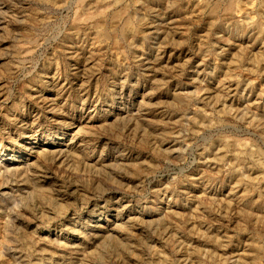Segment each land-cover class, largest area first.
<instances>
[{
  "label": "rangeland",
  "instance_id": "obj_1",
  "mask_svg": "<svg viewBox=\"0 0 264 264\" xmlns=\"http://www.w3.org/2000/svg\"><path fill=\"white\" fill-rule=\"evenodd\" d=\"M67 1L68 0H61V1L57 0V1H55L57 3H53V2H51V0H0V166L4 165L7 168L17 170L18 172H23V170H25V169H29L32 172L35 171L39 181L44 182L47 180V183H51L54 185V190L59 192L58 194H59V197L61 198L60 199L61 201H59L60 202L59 204H61V208H62V210L59 209V211H57L58 210L57 205H54V203L52 202L51 199L50 200L48 199L46 202H44L43 201L44 199H42L36 193L33 195V197L31 199H29V198L27 199L26 197L19 199L17 197H18L19 193H22V191H21L22 188H24L23 191L28 190V192L29 191L32 192V189H31L32 187L30 185L31 182H27L29 187L24 186L21 178H19V176H16L17 173H16V175L13 174V176L6 175V177H0V184L2 186L4 185V187H2L0 185V246H1L0 247V264H20V263L21 264H59L63 261V259H64L63 263L69 261V262H75L74 264H81L82 262L78 261L75 258H76V256L81 257L80 255H82V254L84 255L83 258H85V260L86 259L89 260L90 257L91 258L95 257L94 259H96V260L105 261L108 258H114V256L116 257V255L120 254L123 256L126 255V259L124 258L125 263H123V264H162V263L163 264H166V263L167 264H177L176 262H174V257L172 256L175 253L173 252L172 247L169 243L170 241H168V243H167V241H165L166 238L162 239L161 236H159L160 232H162L161 228L164 224L163 222L165 221V218H162L165 216L163 214L164 208H162V206L164 204V198L160 197L157 199L152 195L153 193H156V192H158V194H161V192L167 188L171 189L173 192L175 191L176 194L178 195L177 197H173L174 200L171 199V201H169V203L176 201V204L178 206L177 212H178L179 216L177 218H172V219H175V224H176L177 228L179 229L178 230L179 233H183L185 235L187 234L186 236H188L189 238L191 237L192 239L195 237V240L197 237L198 238L200 237L199 239L197 238L199 243L200 242L208 243L209 248L211 246L215 245L214 242H217L218 238L223 237V240L226 239L227 245L229 244L230 246L236 247V248H240L242 246L241 250H245V252L247 251V253H246L247 256L242 257L243 260H246V258H248V259L252 258L253 260L250 259V261L248 260L247 262H249V263L251 262V264H255V263L264 264V243H263L264 242V236H263L264 235V232H263L264 231V227H263L264 226V216H263L264 215V208H263L264 207V205H263L264 204V190H263V188H264V184H263L264 183V177H263L264 176L263 175L264 174V163H262V166H261V164L257 165L256 158L253 156V154H251L253 151H260L259 149H261V152L264 151V131H260L258 129H255L256 128V125H255L256 121L255 120H253V123H252L255 125V126L253 125L254 127H252V124L249 126H248V123L245 124V122H248L250 120L248 115H246V117H245L248 120L242 119L241 124H240V121L236 122V120L224 121L222 119V118H224V115H221L220 112H216L219 109V107L217 105H216L217 109L214 108L215 112L211 113L212 111L208 107L211 105L208 103V100L203 101L202 103L199 102L200 104L199 103L195 104V103L191 102V100H193L194 97L196 98V96L200 92V90L202 91L205 89L206 85L212 86L214 84L213 83L214 79L212 78V73H210L211 70L214 68V66L217 68L221 67L222 70L227 68L224 65L221 66L222 60L220 58H217V53L219 52V49H217L218 45L215 43V41L217 39L219 40L221 37L224 36L225 38L228 37V42L230 41L229 43H231V44H236V43L240 44L241 43L240 44L242 46L241 50L243 49L242 51L245 53L247 50V52H248L247 54H249V52L257 53V51H260V49H262L264 47V45L262 46L261 44L256 43V42L253 43V41L251 42V40H249V39H247L246 40L247 42H245V39H241V37L234 35L233 34L234 31H232V32L228 31V29H225L226 27L224 28V26L217 29L216 28V27H218V21L216 20L217 15L216 16L214 15V17H213V19L216 20V22L213 20V23H212V19H211L212 17L209 16L210 14H209L208 8L204 9L203 6L199 7L200 9L203 8L202 9L203 12L197 6L194 8L195 3L198 2L197 0H192V1L188 0L189 1L187 3L188 12L184 11L185 9H184V5L182 2L186 3L185 0H171V1L165 0V3L167 2L166 4L163 3L164 0H143V3L145 2L147 5L145 3L143 4L142 0H135V2H134V0H125L126 5H125V3H123V4H124V6L128 5L127 6V13L128 14L130 13V14L127 15V13H125V15H123L121 17L119 24L124 23L125 18L127 19L128 16L134 18V19H132L129 17L131 22H132L131 24L134 23L133 25L136 26V27L133 26L135 28V30L138 29L136 32H139V33H136V34L139 35L140 33H142V34L144 33L145 35L144 34L143 35L145 37L147 36L146 37L147 39L145 38V40L141 41V43H140V41L133 43V45H131V47H129V45H128L125 49H123V51H124L123 55L121 54V52H123L122 50H121V52H119V55H117V53H116L117 51H115L109 47H107L106 51H105V49H103L102 46H100L97 43L96 38H93L94 35L90 30L86 31L88 37L86 36V38L84 40L82 39V37H79L80 39L76 37L77 36L76 32L74 31V29H71L72 23L69 22L72 20V16H71L72 12H70L71 10H69L66 5H65V9H62L59 6V4L60 5L62 4L61 2H67ZM191 2L192 3L194 2V3L192 4ZM218 2H220V0H215V1L212 0L213 6L215 5V10L217 9L216 13H218V11H220L222 9L221 8L222 5L218 4ZM149 3L151 5V7H150ZM171 3L173 4V6ZM136 4H137V6H136ZM168 4H169V6H168ZM209 4H211V0L209 1ZM69 5H70V3H69ZM165 5H166V7H165ZM192 6H193V8H192ZM138 8H139V11L137 10ZM55 9H56V11H55ZM164 10H166V11H164ZM189 10L192 11L193 15L192 14L190 15ZM199 10H200V13L202 12L201 14L199 13ZM195 11L197 14H195ZM160 12L162 13L161 15H160ZM136 13L138 15H136ZM167 15L171 18V19L169 18L170 21L173 19V17H174V19L172 20V24L163 25V24L167 23V21L163 20V18ZM60 17H61V19H60ZM182 17H184V18L182 19ZM202 18L204 20H202ZM254 18L257 19L258 17H254ZM185 19L188 21H186ZM196 19H198V20H196ZM206 20L207 21L210 20V21H208L209 24L206 22ZM60 23H62L63 26ZM211 23H212V25H211ZM64 24H65V26H64ZM148 24H150V25H148ZM68 25H70V26H68ZM153 25L156 26V28ZM173 25L175 27H173ZM207 25L209 26L208 28H207ZM59 26H60V28H59ZM150 26H153V28ZM137 27H139V28H137ZM199 27L201 29H199ZM173 29L176 31H174ZM206 29L208 31H206ZM223 29L225 31H223ZM159 30H160V32H159ZM70 31H73V32H70ZM118 31H119V28L116 30V32H115L116 34L115 33L113 35H111L112 33L110 34V36H109L110 40L109 41H112L113 39L117 40L118 38L120 40H122L121 37H123L124 41H125V39H127L126 42L130 41V43H131V40H132V39H130V38H132L131 36L124 38V36L121 35L120 32H118ZM154 31H156V32H154ZM205 31H206V34H205ZM164 32H166V34L168 32H170V34L168 33L167 35H165ZM142 34H140V35H142ZM150 34L152 35V37ZM163 34H164V36H163ZM200 34L203 37H205V35L208 34L210 37V41L207 42L202 47V49L203 48L205 50L207 49V52H205V50H202L201 48L198 47L201 45V44H199V45L197 44V42L200 43V41H199V37L201 36ZM210 34H212L211 35L212 38H211ZM213 35L215 37H216V35H218L216 37L217 39ZM56 36H57V38H56ZM116 36H118V37H116ZM89 37L91 39H89ZM29 38H31V39H29ZM150 40H151V42H150ZM154 40H155V42H153ZM232 41H233V43H232ZM58 42H60V43H58ZM248 43L249 44L251 43V44L248 45ZM144 44H146V45L144 46ZM209 44H212L213 47H211L212 45L209 46ZM220 44H221L220 46L223 47L222 48L223 50H225V49H226V51L228 50L229 47L225 43L221 42ZM244 44L248 45V46H245ZM22 45H24V47ZM259 45H260V47H259ZM136 46H139V47L137 48ZM129 48L130 49L132 48V49L130 50ZM244 49H246V50L244 51ZM108 50H110V51L108 52ZM158 50H160V51H158ZM231 50L233 53L232 48L230 49V51L228 50L227 52L230 53ZM93 51L96 53H93ZM193 51H194V53H193ZM101 52H103L104 54ZM188 52H190V53H188ZM197 52H200V53H197ZM22 53H24L25 55H23ZM62 53H63V55H62ZM72 53H74V55ZM114 53H115V55H114ZM208 53H210V54H208ZM121 55H122V57H124L123 59H121L122 58ZM130 55H132V56H130ZM211 56L212 57L214 56L213 60H212ZM46 57H47V59H46ZM100 57H101V59H99ZM162 57H163V59H162ZM200 57H201V59H199ZM55 58H57V59H55ZM132 58L135 60H133ZM157 58L160 59L156 65V67L158 66L157 68L160 71V73H159V76H158V74H157V76H155L156 79L153 78L152 80H150L149 76L144 77L145 74L139 73L138 67H136V66L141 64L140 63L141 61H143L145 59H149L152 61V60L157 59ZM114 59H116V61ZM184 59H186V60H184ZM50 60H51V62H50ZM85 60L87 62L83 64V62ZM126 60H127V62H126ZM199 61H200V63H199ZM213 61H215V62H213ZM69 62L71 63V65ZM184 62L186 64V66H185ZM201 62H203L204 64ZM224 62L228 63L229 60L227 59ZM192 63H193V65H192ZM124 64H125V66H124ZM127 65L131 68V74L127 78V82H126L127 84H125V86L127 88H124L123 90H120V89L110 90V89H108L107 88L109 85L108 83H110L112 81V79H110L111 78L110 72L117 69V68L123 69ZM181 65H182V68H180ZM194 65L198 66L197 70L194 69V68H196V67H194ZM201 65H203V66H201ZM84 66H85V68H84ZM212 66H213V68H212ZM81 69H84L83 74H82V72H78ZM99 70H101V71H99ZM176 70H178V71H176ZM194 70H196V71H194ZM199 70H200V72H199ZM179 72H180V74H177ZM198 72L200 73L199 76H198V74H196ZM94 73L96 75H94ZM173 73H176V74H173ZM243 73L244 72L240 73V75L242 74L241 76L244 77L242 79H244L246 81L248 79L247 83L253 82V83H251V85L253 87L250 86V88H252L251 89L252 94L255 95L257 93H261L260 91H262V89H264V73L260 72L258 74H254V75H250V74L246 75V72L244 74ZM88 75H90V76H88ZM178 75H179V78H178ZM202 78H203V80H202ZM89 79H90V81H89ZM80 80H83V81H80ZM154 80H156L157 82H155ZM189 80L192 82H190ZM195 80L198 82H195ZM152 81H154V82H152ZM64 82H65V84H64ZM80 82H82V83H80ZM162 82L164 85L161 84ZM141 83H142V85H141ZM153 83H155V84H153ZM198 83H199V86H198ZM176 84H177V86H176ZM148 86H150V87H148ZM158 86L160 87V89ZM165 86H166V88H164ZM193 86H195L196 89H195V87L193 88ZM75 87H77V88H75ZM243 88H246V86L242 87V89ZM247 88H246V90H247ZM250 88L247 91H249ZM150 89H151V92H149ZM193 89H195V91L197 89L198 90L200 89V90L199 91L197 90L195 92ZM256 89H257V91H256ZM258 89H260L259 92H258ZM57 90L60 92V97H58V99H57L56 107L54 109H51L52 107L47 108V109H45L43 107V109H42L40 107L41 106L40 100L36 96L40 93H42L44 95V97L45 96H51V92L57 91ZM152 90H154V92ZM189 90H190L191 94H193L192 96H191ZM191 90H193V91H191ZM174 92L175 93L177 92L179 97H178V95H176L177 93L175 94ZM186 93H187V96H186ZM151 94H153V95H151ZM181 94H182V96H180ZM195 94H196V96H195ZM117 95L118 96L122 95V97L119 96V98H118ZM142 96L147 97V99L146 98L143 99ZM257 96L260 97V98H258L259 102H264V100H263L264 99V93H261V95L257 94ZM148 98H150V99H148ZM160 98H162V99H160ZM182 98H185V99H182ZM189 98H190V100H189ZM141 100H142V102H145V104H149L148 105L149 107L146 105L145 107H147V108H145V111L144 112L141 111V113H140V115H144L143 117L145 118V121L135 119L134 117H133L134 119L132 117L131 118L129 117V119H128L129 122L127 121L126 118L124 120L123 117L127 112L130 111V113L132 112L131 114L137 113L136 111L138 109V106L140 105L137 103H141ZM147 100H149V102ZM154 101H155V103H154ZM185 101L187 103L188 102L189 103L187 104V103H185ZM150 103L155 104V106L153 104H150ZM190 103H192L191 106L194 105L192 107L199 108V109L201 108V110H203L204 112H205V110L207 111L209 109L206 113H211V115H213L212 117L209 118L210 121H207V124L205 125V127L208 126L209 128L208 127L204 128V130H202L203 133H199L198 129L194 130V131L192 130V129H196L195 127H193V124H196V125L198 124L197 128H199L198 126H200L199 124H201L200 120L195 119L194 121H196V123H194V121H192L195 118L194 116H192L193 118L191 120L188 119L189 122L186 119V118L191 117L189 115H193L192 110H194V108H192L190 106ZM33 104H36L37 107H33ZM179 104H180V107H177ZM181 105H182V107H181ZM183 105L184 106L188 105L187 110L190 109V111L192 112L191 114H188L187 115L188 117H185L184 119L179 118L182 121V122L180 121V124H181L180 132L183 136L186 135L185 137H186L187 143H189L191 145V147L188 149V151L185 154L186 155V161H185V164L183 165V167L186 169H184V171L182 170L180 173L179 170H177V169L174 171L173 170L172 171H170V170L166 171L162 168V169H160V171L158 170V174L156 175V177L155 176L150 177L151 178V180L149 178L150 182L149 181L143 182V184L141 186H138L139 183L136 182V178L134 176V179L132 181H130V183H129L130 186H125L124 189L121 190L123 194H118L116 196L114 195L111 198L110 204L111 205L114 204L117 207V210L121 214V215H118L116 217H114V212L113 213H104L105 210L107 211L109 209L110 204H104L102 199H98L96 197L93 198V197L89 196V195H91L92 191H95L93 189H95V188L97 190H98V188L101 189L100 186H95V185L92 186L91 183L89 182V180L87 179V177H85L84 175H78V176H80V178L78 177L75 181H72V182H74L75 184H78L82 189H84V191L81 193L78 189L79 192L74 193L75 188L71 185L74 183H71V184L68 183L67 179H66L67 176L61 175V173L59 171L56 172V170H55V168L57 166L61 165V163H60L61 160L59 162H56L55 166L51 167L49 172L44 171V174H43L42 170H45V167H48V163L47 162L43 163V161L41 159H37V158L35 159V150L39 146H48V145L57 146V145H60L61 148H63V150H65L64 147H66V149L68 150L67 147H69V146L70 147H72L74 145L78 146L79 144L76 145L75 142L77 141V139H78V141H80L79 139H82V137H85V139H84L85 141H87V140L96 141V139L98 137L101 138V137H104L106 135L104 138H106V140H107L106 142L108 143L107 148L103 152H100V150H98V149L94 150L92 153L93 157L100 156L101 159H105V158H108L109 154L112 155L114 153L115 155H118L120 152L119 155H124V158H128V155H130V154H133V157H136V156L140 157L144 153H149L150 157L149 158L147 157L148 159L146 157H144V158L141 157L139 159V162L143 158L144 162L147 161V164L149 162H151V164H153V165H155V164L157 166L162 165L163 164L162 160L156 154H154L150 149H148V147L145 144L142 145L143 142H139L138 140H140L141 138H142V140L147 139V137L151 134L150 132H152V130L154 129V126L160 125L161 119L164 120L167 115H169L168 117L176 120L177 117L175 119L174 116H176L178 114L180 116L183 113V112L181 113V110L184 109ZM158 106H159V108H158ZM135 107H136V110H135ZM141 108H143V107H141ZM178 108H180V109H178ZM181 108H183V109H181ZM146 112H148V113H146ZM120 114L123 116H121ZM171 114H173V116ZM158 115H159V117H158ZM112 116H113V118L111 119V121H113L115 119V117L118 118V120L113 121V122L108 120L110 122V125H105L103 119H105V117H107V119H108V117H112ZM134 116L136 117V115H134ZM138 118H140V117H138ZM149 118H151V119H149ZM20 119H24L25 122L19 123ZM179 119H177V120H179ZM77 120L80 121L79 124H78ZM222 120H223V122H222ZM190 121H192V122H190ZM24 123H26V126H24ZM136 123H139V124H136ZM132 124L135 127L132 126ZM185 124H186V126H183L184 127L183 128L182 125H185ZM114 126L115 127L117 126V127L115 128ZM133 127L136 129V131H135V129H132ZM144 127H145V129H144ZM188 127H189V129H188ZM212 127H214V128H212ZM222 127H224V128H222ZM14 128L19 129V130L15 131ZM182 128L184 129V131L185 130L186 131L183 132ZM28 130H29V132H27ZM141 130L143 131V133ZM252 130L254 133L252 132ZM23 131L25 133L24 135L21 134V132H23ZM190 131H193V132H190ZM75 133H78V136ZM231 133L232 134L234 133V134L232 135ZM142 134L144 136H141ZM259 134H261V136ZM127 136H128V138H127ZM195 136H196V138H194ZM72 137H73V139H72ZM138 137H140V138H138ZM225 137H227V138H225ZM136 138H137V140H136ZM218 138H220V139H218ZM223 138H225V139H223ZM233 138H235V139H233ZM130 139L134 140V141H132L133 145H132ZM221 139H223V140L230 139L231 141L237 140V142H238V140H239V142L245 141V143L247 144L246 146L247 147L249 145L250 146L248 148L243 146L244 151L242 154L245 156H239L242 154H238L237 156L232 157V159H231V157H229L225 160H219L221 155H217V154H215V152L218 149L216 146ZM191 140H195V141H191ZM139 143L141 146L139 145ZM252 143H253V145H252ZM135 144H138V145H135ZM193 144L195 146H193ZM202 144L203 145L205 144V145L203 146ZM214 144H215V147H214ZM144 146H146V147H144ZM209 146H210V148L211 147L212 148L208 152L209 155H207V156L209 157L210 161L213 160L212 161L213 165H211L210 168L215 167L217 169V170L214 169L213 171H211L210 174H208V172H205L206 167L204 164L201 163L202 162L201 160L200 161L198 160L196 164L193 163L194 156L196 158H198L197 156H198V154H200V150H201V152H203L202 151L203 148L206 149V148H209ZM254 146H255V148H254ZM200 147H203V148L201 149ZM252 147L254 148V150ZM245 149H246V151H245ZM247 149H248V152H247ZM255 149H257V150H255ZM251 150H253V151L251 152ZM245 152H247V153H245ZM193 153H195V154H193ZM87 154H89V152H87ZM151 154H153V155H151ZM247 154H248V157H250L252 155L250 157L251 159L247 158V156H246ZM152 156H153V158H152ZM233 158L234 159L237 158V159L234 160ZM243 158H245V159L243 160ZM217 159L220 162H218ZM254 159H255V161H254ZM245 160L248 163L244 162ZM223 161H225V162H223ZM123 162H124V164L131 163V162L127 161V159H126V161H123ZM141 162H143V161H141ZM231 162H233L235 165ZM241 162L242 163L244 162V164H242ZM251 162H253V163H251ZM254 162H255V164H254ZM221 163H223V164L221 165ZM246 164H249V165H246ZM43 165H45V166H43ZM220 165H221V167H220ZM250 165L251 166L254 165V166L251 167ZM229 166L233 169H235V168L237 169L238 167L239 168L237 170L235 169V171H234L233 169L231 170L229 168ZM249 166H250V168H249ZM256 166H258V167L256 168ZM195 167H198L197 170L199 173L195 172ZM260 167L263 168L262 171H261ZM172 169H173V167H172ZM257 169L261 172H259ZM116 170H117V172L119 170L118 173H120L121 178H122V176H124L126 174L125 170H122L120 168H118ZM207 170H209V169H207ZM255 170H257V171H255ZM107 171H109V169ZM164 171H166L168 174L165 173ZM230 171H231V173H230ZM237 171H240V172L237 173ZM246 171L247 172L249 171L248 174H246L247 173ZM128 173H129V175H131V173L134 174L135 172L129 171ZM178 173H180V174H178ZM203 173L208 174L207 176H209L211 182H213V183H211V185L207 186V192L209 193V195H206V196H209L210 200L205 199V197H203L201 194H199V193H201V191H199L196 186L194 187V183H193V181H195L194 179L197 180V178L201 177V175H203ZM255 173H257V174H255ZM260 173H262V176ZM220 174H222V175H220ZM242 174H244V175L246 174L245 176H247L249 179L252 176L251 181L255 178L256 181L254 180L251 182L252 186L254 185L255 187H252V186H242L241 187L239 184L234 185V183L236 182L235 180L238 178L237 176L240 177V176H242ZM258 174L260 176H257ZM171 175L172 176L174 175V176L172 177ZM175 175H176V177H175ZM244 175H243L244 179L247 180ZM259 177H261V179ZM170 178L171 179L174 178L173 179L174 183L173 182H171V183L175 184V186H173L172 184H171V186H167V183L170 180ZM234 178H235V180H234ZM257 178H258V180H257ZM153 179H155V181ZM214 179H215V181H214ZM259 179H260V181H259ZM233 180H234V182H233ZM261 180H262L263 186L261 185ZM254 182H255V184H254ZM216 183H218V185H216ZM231 183H233L232 184L233 186L231 185ZM244 183H246V181ZM188 184H192L193 186H188ZM132 185H133V189H131ZM185 186H187L188 188H186ZM138 188H141V189H138ZM231 190L233 192L232 195L235 194L234 197L229 196V194H228ZM225 191H227V192H225ZM238 191H239V193H238ZM190 194L198 196L199 201L202 202L201 207H199V206L197 207L198 210H196L197 208H193L196 205H194L193 203H189V201L186 200L187 196ZM79 195H81V197H79ZM262 195H263V198H262ZM200 196L204 200H202V198ZM220 196H221V198H219ZM257 196L259 197V199ZM119 197H120V199H119ZM239 197H240V199H239ZM260 197L262 200L260 199ZM85 198L86 199L91 198L90 202L87 206H84L83 204H81V202H82L81 200H83ZM168 198H170V197H166L165 203L168 202V200H169ZM219 199H220V201H219ZM231 199H232V202H233V200L239 201L238 207H234L233 203L231 202ZM42 201L45 204H47L51 209H56L54 214L51 213L48 215L49 217H51L53 219V223L58 225V226H67L66 229H64V227L55 228L54 225L51 226L50 228H47V227H45L44 224L41 223V221H39L40 213L35 211V210H37V209L39 210V208H41L40 204ZM182 202L184 205L187 204L188 206L187 205L184 206L182 204ZM218 203H220V205ZM221 205L222 206L224 205V206L222 207ZM248 206L250 208H248ZM217 207L219 210L217 209ZM232 207H233V209H232ZM239 207H241L242 209ZM191 208H192V210H191ZM259 208L261 209V213H262V214L260 213V215L258 213ZM146 209H150V211H152L151 216L156 217V219H155L156 221L158 219H161V221L159 223H156V221L154 220V217H152L150 220H153V221H152V223H150V226L146 223H145L146 225L144 223L140 224L139 218L143 217L142 211L146 210ZM189 209H190V211H189ZM249 209H250V211H249ZM251 209H252L253 213H251ZM186 211L188 213L193 211L191 213H192L194 218L191 216V213L188 214V213H186ZM199 211H200V213H199ZM236 211H238V213ZM92 212H94V213L92 214ZM99 213H102V214H99ZM222 213H223V215H222ZM254 213H256L258 215H256V214L254 215ZM252 214L254 215L253 217H252ZM258 216H260V218L263 217L262 218L263 220H260ZM187 217L189 219L191 217V219L194 222L196 221V224L199 225V227H200L199 230H198V228L195 229V230H198V233L196 231L194 232V230L192 231V233L194 235L192 233H190L191 232L190 229L192 226H191V224H190V226L188 225L189 219ZM226 218H227V220H226ZM182 220L184 222H182ZM214 220L216 222L217 221L218 222L216 223ZM214 222H215V224H213ZM182 223H183V226H182ZM210 223H211V225H210ZM126 224H127V226H126ZM185 224L188 226H186ZM73 225L75 227H73ZM155 225L157 227H155ZM130 226H133V227H130ZM181 226L184 229L187 227L186 228L187 232H186V229L185 230L182 229ZM188 227H190V228H188ZM155 228H157V229L155 230ZM105 229H107V231H110V229H111L112 234L123 233V234L127 235V237L131 236L132 237V241H131L132 242L131 243L132 244V247H131L132 250L131 249L126 250V248L121 247L117 241L113 242L114 240H103V239L100 240V239H97V237L91 235L92 233L99 232V231L104 233V232H106V231H104ZM129 230H131V231H129ZM203 230H204V232H202ZM146 231H148V232H146ZM201 232H202V235L199 234ZM221 232H223V233H221ZM188 233H189V235H188ZM209 234H211V235H209ZM213 234H215V235H213ZM226 234H229L231 236H227ZM150 235L152 238L149 237ZM156 235L158 238L155 237ZM218 235H219V237H218ZM257 235H259V236H257ZM206 236L207 237L211 236L212 239L207 238ZM262 236H263V238H262ZM100 237H102V236H100ZM201 237L204 239H202ZM225 237H227V238H225ZM135 238H136V240H135ZM121 239H123V237H121ZM201 240H203V241H201ZM143 241H144V243H143ZM6 242H7V244H6ZM56 242H61L62 246H58L57 244H55ZM97 242H99V243H97ZM250 242H252V243H250ZM255 242H256V245H255ZM258 242H259V245L257 244ZM142 243H143V245H142ZM150 243H151V245H149ZM260 243H261V245H260ZM153 244H155V245H153ZM56 245L58 246V248ZM113 245L118 246L119 248L115 247V246L113 247ZM133 245H136V246L133 247ZM216 246H217V243H216ZM256 246L257 247L261 246L263 249L262 253H260V256H261V254L263 256H261L260 259H257V257L259 258V254H255V251H254ZM150 247L152 249L153 248L154 249L152 250ZM41 248H43L44 250H47L48 253L47 254L46 253H44V254L39 253V250ZM138 248L140 250H138ZM92 249L94 250V252H92L93 251ZM143 249H144V251H143ZM155 249L158 251H156ZM161 251L163 252V256L165 254L166 255L169 254L168 255L169 257L166 255L164 257L168 258V259L166 258L167 261L170 259L172 261V263H169V261L167 262L166 260L162 261V263L160 260L158 263L159 259L155 260V259H153V256L150 257V255H154L156 252H161ZM117 252H119V253H117ZM132 252L136 253V254H133ZM137 252H138V254H137ZM251 252H254V255H253V253L251 254ZM109 254H111V255H109ZM239 254H241V252ZM198 255H201L202 260H205L208 257L207 255H203L205 257H203L202 254H198ZM61 256H63V257H61ZM97 257H99V258H97ZM50 260H52L51 263H49ZM126 260H127V262H126ZM206 260H208V258ZM156 261H157V263H156ZM83 262H84V260H83ZM82 264H85V263H82Z\"/></svg>",
  "mask_w": 264,
  "mask_h": 264
},
{
  "label": "bare ground",
  "instance_id": "obj_2",
  "mask_svg": "<svg viewBox=\"0 0 264 264\" xmlns=\"http://www.w3.org/2000/svg\"><path fill=\"white\" fill-rule=\"evenodd\" d=\"M55 1H57V0H51V2H53V3H57V2H55ZM58 1H61V0H58ZM169 1H171V0H169ZM192 1V0H191ZM198 2L197 3H195V5H194V8L197 6L198 8L199 7H201V6H203L204 7V9L205 8H208L209 9V16L210 17H212L211 19H212V23H213V17H214V15L216 16L217 15V17H216V20L218 21V27H216L217 29H219V28H221V27H223L224 26V28L225 29H228V31H234L233 32V34L234 35H237V36H239V37H241V39H245V42H247L246 40L247 39H249V40H251V42L253 41V43L254 42H256V43H259V44H261L262 46L264 45V0H220V2H218V4H221L222 5V9L220 10V11H218V13H216L217 12V9L215 10V5L213 6V4H212V0H211V4H209V1L210 0H197ZM215 1V0H214ZM134 2H135V0H134ZM151 2V1H150ZM185 2L186 3H184V2H182L183 3V5H184V11L185 12H188V5H187V3L189 2L188 0L186 1L185 0ZM195 2V1H194ZM193 2V3H194ZM60 3V2H59ZM62 4L60 5L59 4V6H60V8H62V9H65V5L68 7V9L69 10H71L70 12H72V20L71 21H69V22H71L72 24V27H71V29H74V31L76 32V37L77 38H79V37H82V39L84 40L85 38H86V36H87V33H86V31L87 30H90L92 33H93V38H96V40H97V43L100 45V46H102V48L103 49H105V51H106V48L107 47H109V48H111V49H113V50H115V51H117L116 53H117V55H119V52H121V50L123 51V49H125L128 45H129V47H131V45H133V43H136V42H139L140 41V43H141V41H144L145 40V38L147 37H145L142 33H140V34H142V35H137L136 33H139V32H136L137 30H135V28L134 27H136V26H134L133 24H131L132 22H131V20H130V18H132V17H130V16H128V18L126 19L125 18V20H124V23H122V24H119V21L121 20V17L123 16V15H125V13H127V6H124V4L123 3H125V0H68L67 2H61ZM69 3H70V5H69ZM142 3H143V0H142ZM145 3V2H144ZM143 3V4H144ZM163 3H165V0H164V2ZM167 3V2H166ZM165 3V4H166ZM169 3V2H168ZM173 3V2H172ZM171 3V4H172ZM179 3V2H178ZM192 3V2H191ZM190 3V4H191ZM192 3V4H193ZM51 4V3H50ZM140 4V3H139ZM146 4V3H145ZM197 4V5H196ZM217 4V3H216ZM125 5H126V3H125ZM147 5V4H146ZM149 5H150V3H149ZM148 5V6H149ZM179 5V4H178ZM52 6V5H51ZM56 6V5H55ZM136 6H137V4H136ZM168 6H169V4H168ZM172 6H173V4H172ZM171 6V7H172ZM150 7H151V5H150ZM163 7V6H162ZM165 7H166V5H165ZM191 7V6H190ZM55 8V7H54ZM134 8V7H133ZM142 8V7H141ZM168 8V7H167ZM192 8H193V6H192ZM164 9V8H163ZM170 9V8H169ZM200 9V8H199ZM203 8H201L200 10H202ZM58 10V9H57ZM132 10V9H131ZM138 11H139V8L137 9ZM192 10V9H191ZM191 10H189V13H190V15L192 14V11ZM200 10H199V13H200ZM55 11H56V9H55ZM65 11V10H64ZM68 11V10H67ZM151 11V10H150ZM164 11H166V10H164ZM173 11V10H172ZM4 12V11H3ZM58 12V11H57ZM162 12V11H161ZM160 12V15L162 14ZM168 12V11H167ZM202 12H203V10H202ZM201 12V13H202ZM6 13V12H5ZM4 13V14H5ZM68 13V12H67ZM200 13V14H201ZM216 13V14H215ZM7 14V13H6ZM56 14V13H55ZM130 14V13H129ZM128 13H127V15H129ZM195 14H197L196 13V11H195ZM199 14V15H200ZM136 15H138L137 13H136ZM156 15V14H155ZM159 15V14H158ZM169 15V14H168ZM165 16L164 18H163V20H165V21H167V23H165V24H163V25H167V24H172V20L174 19V17H173V19L170 21L169 20V16ZM193 15V14H192ZM206 15V14H205ZM252 15V16H251ZM70 16V17H71ZM132 16V15H131ZM202 16V15H201ZM200 16V17H201ZM65 17V16H64ZM69 17V16H68ZM125 17V16H124ZM130 17V18H129ZM138 17V16H137ZM136 17V18H137ZM160 17V16H159ZM163 17V16H162ZM189 17V16H188ZM191 17V16H190ZM193 17V16H192ZM195 17V16H194ZM203 17V16H202ZM254 17H258L257 19H255ZM63 18V17H62ZM156 18V17H155ZM184 17H182V19H183ZM208 18V17H207ZM60 19H61V17H60ZM59 19V20H60ZM68 19V18H67ZM66 19V20H67ZM70 19V18H69ZM132 19H134V18H132ZM171 19V18H170ZM181 19V20H182ZM190 19V18H189ZM194 19V18H193ZM156 20V19H155ZM160 20V19H159ZM169 20V21H168ZM186 20V19H185ZM196 20H198V19H196ZM201 20V19H200ZM202 20H204L203 18H202ZM216 20H214L215 22H216ZM2 21V20H1ZM61 21V20H60ZM186 21H188V20H186ZM208 21H210V20H208ZM208 21L206 20V22L208 23ZM62 22V21H61ZM67 22V21H66ZM68 22V23H69ZM158 22V21H157ZM161 22V21H160ZM205 22V21H204ZM203 23V22H202ZM212 23H211V25H212ZM62 26H63V24L62 23H60ZM206 24V23H205ZM209 24V23H208ZM216 24V23H215ZM136 25V24H135ZM148 25H150V24H148ZM152 25V24H151ZM155 25V24H154ZM153 25V26H154ZM160 25V24H159ZM175 25V24H174ZM173 25V27H175ZM210 25V26H211ZM217 25V24H216ZM61 26V27H62ZM64 26H65V24H64ZM68 26H70V25H68ZM134 26V27H133ZM141 26V25H140ZM143 26V25H142ZM153 26H150V27H152L153 28ZM215 26V25H214ZM213 26V27H214ZM155 28H156V26H154ZM169 27V26H168ZM171 27V26H170ZM172 27V28H173ZM209 26L207 25V28H208ZM212 27V28H213ZM59 28H60V26H59ZM66 28V27H65ZM69 28V27H68ZM119 28V31L118 32H120V34L121 35H123L124 36V38H126V37H128V36H131L132 38H130V39H132L131 40V43H130V41H127L126 42V40L127 39H125V41H124V39H123V37H121V39L122 40H120L119 38V40L117 39V40H115V39H113L112 37V41H109L110 39H109V36H110V34L111 35H113L115 32H116V30ZM137 28H139V27H137ZM154 28V29H155ZM205 28V27H204ZM153 29V30H154ZM199 29H201L200 27H199ZM211 29V28H210ZM230 29V30H229ZM61 30V29H60ZM140 30V29H139ZM161 30V29H160ZM160 30H159V32H160ZM172 30V29H171ZM170 30V31H171ZM174 30V29H173ZM59 31V30H58ZM63 31V30H62ZM168 31V30H167ZM166 31V32H167ZM174 31H176V30H174ZM206 31H208L207 29H206ZM206 31H205V34H206ZM213 31V30H212ZM211 31V32H212ZM222 31V30H221ZM220 31V32H221ZM223 31H225L224 29H223ZM69 32V31H68ZM70 32H73V31H70ZM143 32V31H142ZM154 32H156V31H154ZM166 32H164L165 33V35H167L168 33L170 34V32H168L167 34H166ZM204 32V31H203ZM56 33V32H55ZM163 33V32H162ZM208 33V32H207ZM27 34V33H26ZM30 34V33H29ZM116 34V33H115ZM157 34V33H156ZM160 34V33H159ZM198 34V33H197ZM202 34V33H201ZM200 34V35H201ZM226 34V33H225ZM55 35V34H54ZM118 35V34H117ZM151 35V34H150ZM161 35V34H160ZM178 35V34H177ZM212 34H210V36H211ZM30 36V35H29ZM28 36V37H29ZM34 36V35H33ZM61 36V35H60ZM71 36V35H70ZM73 36V35H72ZM91 36V35H90ZM163 36H164V34H163ZM196 36V35H195ZM214 36V35H213ZM218 35H216V37H217ZM228 36V35H227ZM27 37V38H28ZM75 37V36H74ZM88 37V36H87ZM116 37H118V36H116ZM151 37H152V35H151ZM154 37V36H153ZM171 37V36H170ZM215 37V36H214ZM215 37V38H216ZM238 37V38H239ZM35 38V37H34ZM56 38H57V36H56ZM115 38V37H114ZM211 38H212V36H211ZM220 38V37H219ZM29 39H31V38H29ZM80 39V38H79ZM89 39H91L90 37H89ZM129 39V38H128ZM147 39V38H146ZM217 39V38H216ZM33 40V39H32ZM58 40V39H57ZM152 40V39H151ZM151 40H150V42H151ZM159 40V39H158ZM198 40V39H197ZM215 40V39H214ZM199 41H200V43L199 42H197V44L199 45V44H201L200 46H198L199 48H201L202 49V47H203V45H205L207 42H209L210 41V37H209V35L207 34V35H205V37H203L202 35L199 37ZM39 42V41H38ZM55 42V41H54ZM89 42V41H88ZM153 42H155V40L153 41ZM221 42H223V43H225L228 47V50L230 51V49L232 48L233 49V53H232V50H231V52L230 53H228L227 51H226V49L225 50H223L222 48L223 47H221L220 45V43ZM230 42V41H229ZM228 42V37L227 38H225L224 36L223 37H221L219 40L217 39L216 41H215V43L218 45V48L217 49H219V52L217 53V58H220L221 60H222V63H221V66H226L227 68L226 69H224V70H222V68L221 67H219V68H217V67H215L214 66V68H213V66H212V70H211V72L210 73H212V78L214 79L213 81V85L212 86H207L206 85V87H205V89L204 90H200V92L197 94V96H196V94H195V96H196V98L194 97V99L193 100H191V102L192 103H195V104H198L199 102L200 103H202L203 101H206V100H208V103L211 105V106H208L209 108H210V110L212 111L211 113H213V112H215V110H214V108L215 109H217V106L219 107V109L216 111V112H220L221 113V115H224V118H222L224 121H227V120H236V122L237 121H240V124H241V121H242V119H247V118H245L246 117V115H248L249 116V121L248 122H245V124L246 123H248V126L249 125H251L252 123H253V120H255L256 122V128L255 129H258V130H260V131H264V102H259L258 101V98H260L259 96H257V94H260L261 95V93H264V89H262V91H260V89H258V92L260 91L261 93H257V94H255V95H253L252 94V92H251V89L252 88H250V86L251 87H253L252 85H251V83H253V82H250V83H247L248 82V79H247V81L246 80H244V79H242V78H244V77H242L241 75H240V73L241 72H246V75H248V74H250V75H254V74H258V73H260V72H262V73H264V47L262 48V49H260V51H257V53H253V52H249V54H247L248 52H247V50L246 49H244V51L246 50V53L245 52H243L242 50H241V43L240 44H231V43H229ZM244 42V41H243ZM22 43V42H21ZM58 43H60V42H58ZM143 43V42H142ZM232 43H233V41H232ZM32 44V43H31ZM39 44V43H38ZM64 44V43H63ZM69 44V43H68ZM149 44V43H148ZM153 44V43H152ZM214 44V43H213ZM215 44V45H216ZM251 44V43H250ZM249 43H248V45H250ZM40 45V44H39ZM38 45V46H39ZM67 45V44H66ZM146 44H144V46H145ZM210 45H212V44H209V46ZM245 45V44H244ZM248 45H245V46H248ZM23 47H24V45H22ZM28 46V45H27ZM71 46V45H70ZM91 46V45H90ZM225 46V45H224ZM20 47V46H19ZM22 47V48H23ZM37 47V46H36ZM41 47V46H40ZM97 47V46H96ZM133 47V46H132ZM137 48L139 47V46H136ZM141 47V46H140ZM150 47V46H149ZM211 47H213V45L211 46ZM259 47H260V45H259ZM21 48V47H20ZM108 48V49H109ZM136 48V49H137ZM209 48V47H208ZM225 48V47H224ZM239 48V49H238ZM41 49V48H40ZM130 49V48H129ZM132 49V48H131ZM130 49V50H131ZM141 49V48H140ZM74 50V49H73ZM93 50V49H92ZM129 50V51H130ZM192 50V49H191ZM194 50V49H193ZM198 50V49H197ZM202 50H205L204 48L202 49ZM57 51V50H56ZM62 51V50H61ZM75 51V50H74ZM110 50H108V52H109ZM128 51V50H127ZM156 51V50H155ZM158 51H160V50H158ZM185 51V50H184ZM183 51V52H184ZM209 51V50H208ZM249 51V50H248ZM22 52V51H21ZM64 52V51H63ZM77 52V51H76ZM182 52V53H183ZM205 52H207V49L205 50ZM30 53V52H29ZM65 53V52H64ZM91 53V52H90ZM93 53H96V52H94L93 51ZM98 53V52H97ZM101 53H103V52H101ZM128 53V52H127ZM126 53V54H127ZM163 53V52H162ZM188 53H190V52H188ZM193 53H194V51H193ZM197 53H200V52H197ZM228 53V54H227ZM252 53V54H251ZM23 55H25L24 53H22ZM34 54V53H33ZM73 55H74V53H72ZM104 54V53H103ZM112 54V53H111ZM121 54L123 55L124 54V51L123 52H121ZM131 54V53H130ZM207 54V53H206ZM208 54H210V53H208ZM62 55H63V53H62ZM78 55V54H77ZM99 55V54H98ZM102 55V54H101ZM114 55H115V53H114ZM116 55V56H117ZM122 55H121V57H122ZM134 55V54H133ZM189 55V54H188ZM193 55V54H192ZM204 55V54H203ZM27 56V55H26ZM31 56V55H30ZM65 56V55H64ZM63 56V57H64ZM108 56V55H107ZM110 56V55H109ZM115 56V57H116ZM125 56V55H124ZM130 56H132V55H130ZM136 56V55H135ZM201 56V55H200ZM205 56V55H204ZM82 57V56H81ZM104 57V56H103ZM120 57V58H121ZM139 57V56H138ZM141 57V56H140ZM158 57V56H157ZM160 57V56H159ZM168 57V56H167ZM178 57V56H177ZM186 57V56H185ZM196 57V56H195ZM212 57V56H211ZM214 57V56H213ZM213 57H212V60H213ZM216 57V56H215ZM109 58V57H108ZM124 57H122L121 59H123ZM126 58V57H125ZM147 58V57H146ZM187 58V57H186ZM203 58V57H202ZM229 60V62L228 63H226V62H224L225 60H227V59ZM46 59H47V57H46ZM53 59V58H52ZM55 59H57V58H55ZM99 59H101V57L99 58ZM128 59V58H127ZM133 59V58H132ZM131 59V60H132ZM137 59V58H136ZM162 59H163V57H162ZM183 59V58H182ZM199 59H201V57L199 58ZM110 60V59H109ZM108 60V61H109ZM115 61H116V59H114ZM125 60V59H124ZM123 60V61H124ZM133 60H135V59H133ZM159 58H157V59H154V60H149V59H145V60H143V61H141L140 63L141 64H139V65H137L136 67H138V70H139V73L140 74H145V76L144 77H150V80H152L153 78H155V76H157V74H158V76H159V73H160V71L158 70V66L156 67V65H157V63L159 62ZM178 60V59H177ZM184 60H186V59H184ZM204 60V59H203ZM218 60V59H217ZM68 61V60H67ZM95 61V60H94ZM99 61V60H98ZM111 61V60H110ZM121 61V60H120ZM119 61V62H120ZM175 61V60H174ZM193 61V60H192ZM202 61V60H201ZM207 61V60H206ZM50 62H51V60H50ZM71 62V61H70ZM69 62V63H70ZM79 62V61H78ZM87 61L85 60L84 62H83V64L84 63H86ZM106 62V61H105ZM126 62H127V60H126ZM186 62V61H185ZM185 62H184V64H185ZM213 62H215V61H213ZM109 63V62H108ZM113 63V62H112ZM123 63V62H122ZM130 63V62H129ZM134 63V62H133ZM137 63V62H136ZM189 63V62H188ZM195 63V62H194ZM199 63H200V61H199ZM201 63H203V62H201ZM17 64V63H16ZM160 64V63H159ZM204 64V63H203ZM15 65V64H14ZM70 65H71V63H70ZM90 65V64H89ZM110 65V64H109ZM118 65V64H117ZM135 65V64H134ZM192 65H193V63H192ZM75 66V65H74ZM88 66V65H87ZM124 66H125V64H124ZM133 66V65H132ZM160 66V65H159ZM185 66H186V64H185ZM201 66H203V65H201ZM9 67V66H8ZM71 67V66H70ZM105 67V66H104ZM108 67V66H107ZM191 67V66H190ZM194 67H196V68H194ZM194 69H196L197 70V67L198 66H195L194 65ZM83 68V67H82ZM84 68H85V66H84ZM88 68V67H87ZM142 70H141V69ZM162 68V67H161ZM180 68H182V65L180 66ZM184 68V67H183ZM202 68V67H201ZM200 68V69H201ZM221 68V69H220ZM8 69V68H7ZM112 69V68H111ZM14 70V69H13ZM78 70V69H77ZM104 70V69H103ZM181 70V69H180ZM196 70H194V71H196ZM43 71V70H42ZM55 71V70H54ZM53 71V72H54ZM83 71H84V69H81V70H79L78 72H82V74H83ZM99 71H101V70H99ZM162 71V70H161ZM176 71H178V70H176ZM206 71V70H205ZM208 71V70H207ZM73 72V71H72ZM134 72V71H133ZM182 72V71H181ZM199 72H200V70H199ZM196 73V74H198V76H199V74L200 73ZM10 73V72H9ZM58 73V72H57ZM243 73V74H244ZM81 74V75H82ZM131 74V68L127 65L125 68H121V69H119V68H117V69H115V70H113V71H111L110 72V76H111V78L110 79H112V81L110 82V83H108L109 85H108V89H110V90H116V89H120V90H123L124 88H127L126 86H125V84H127L126 82H127V78H128V76ZM173 74H176V73H173ZM177 74H180V72L179 73H177ZM51 75V74H50ZM86 75V74H85ZM94 75H96L95 73H94ZM83 76V75H82ZM88 76H90V75H88ZM162 76V75H161ZM175 76V75H174ZM181 76V75H180ZM203 76V75H202ZM209 76V75H208ZM257 76V75H256ZM95 77V76H94ZM204 77V76H203ZM33 78V77H32ZM41 78V77H40ZM104 78V77H103ZM140 78V77H139ZM178 78H179V75H178ZM190 78V77H189ZM193 78V77H192ZM205 78V77H204ZM76 79V78H75ZM108 79V78H107ZM156 79V78H155ZM166 79V78H165ZM71 80V79H70ZM139 80V79H138ZM144 80V79H143ZM147 80V79H146ZM158 80V79H157ZM171 80V79H170ZM192 80V79H191ZM194 80V79H193ZM202 80H203V78H202ZM48 81V80H47ZM56 81V80H55ZM73 81V80H72ZM80 81H83V80H80ZM88 81V80H87ZM89 81H90V79H89ZM155 82H157L156 80H154ZM154 81H152V82H154ZM160 81V80H159ZM158 81V82H159ZM164 81V80H163ZM175 81V80H174ZM177 81V80H176ZM190 81V80H189ZM136 82V81H135ZM140 82V81H139ZM151 82V83H152ZM190 82H192V81H190ZM195 82H198V81H196L195 80ZM80 83H82V82H80ZM84 83V82H83ZM89 83V82H88ZM131 83V82H130ZM129 83V84H130ZM165 83V82H164ZM168 83V82H167ZM174 83V82H173ZM200 83V82H199ZM199 83H198V86H199ZM202 83V82H201ZM211 83V82H210ZM64 84H65V82H64ZM153 84H155V83H153ZM157 84V83H156ZM159 84V83H158ZM162 85H164L163 84V82L161 83ZM194 84V83H193ZM204 84V83H203ZM137 85V84H136ZM141 85H142V83H141ZM161 85V86H162ZM173 85V84H172ZM209 85V84H208ZM49 86V85H48ZM68 86V85H67ZM160 86V85H159ZM158 86V87H159ZM175 86V85H174ZM176 86H177V84H176ZM181 86V85H180ZM179 86V87H180ZM196 86V85H195ZM195 86H193V88L195 87ZM197 86V87H198ZM246 86V88H247V90L250 88V90L249 91H247L246 90V88H243L242 89V87H245ZM148 87H150V86H148ZM170 87V86H169ZM31 88V87H30ZM36 88V87H35ZM34 88V89H35ZM55 88V87H54ZM75 88H77V87H75ZM162 88V87H161ZM164 88H166V86L164 87ZM173 88V87H172ZM144 89V88H143ZM148 89V88H147ZM159 89H160V87H159ZM158 89V90H159ZM174 89V88H173ZM188 89V88H187ZM195 89H196V87H195ZM195 89H193L194 91H195ZM85 90V89H84ZM100 90V89H99ZM145 90V89H144ZM193 90H191V91H193ZM198 90V89H197ZM196 90V91H197ZM198 90V91H199ZM138 91V90H137ZM149 91V90H148ZM153 92H154V90H152ZM173 91V90H172ZM188 91V90H187ZM186 91V92H187ZM195 91V92H196ZM256 91H257V89H256ZM118 92V91H117ZM127 92V91H126ZM146 92V91H145ZM149 92H151V89H150V91ZM189 92H190V90H189ZM188 92V93H189ZM113 93V92H112ZM132 93V92H131ZM137 93V92H136ZM175 93V92H174ZM177 93V92H176ZM175 93V94H176ZM184 93V92H183ZM79 94V93H78ZM119 94V93H118ZM139 94V93H138ZM137 94V95H138ZM149 94V93H148ZM162 94V93H161ZM190 94H191V92H190ZM189 94V95H190ZM116 95V94H115ZM114 95V96H115ZM151 95H153V94H151ZM173 95V94H172ZM176 95H178V93L176 94ZM184 95V94H183ZM193 94H191V96H192ZM118 96V95H117ZM116 96V97H117ZM119 96H121L122 97V95H119ZM119 96H118V98H119ZM145 96V95H144ZM175 96V95H174ZM180 96H182V94L180 95ZM186 96H187V93H186ZM39 100H40V103H41V108L43 109V107L45 108V109H47V108H50V107H52L51 109H54L55 107H56V105H57V99H58V97H60V92L57 90V91H53V92H51V96H45L44 97V95L42 94V93H40V94H38L37 96H36ZM143 97V96H142ZM141 97V98H142ZM164 97V96H163ZM177 97V96H176ZM178 97H179V95H178ZM185 97V96H184ZM189 97V96H188ZM187 97V98H188ZM33 98V97H32ZM147 99V97H143V99ZM157 98V97H156ZM186 98V99H187ZM148 99H150V98H148ZM154 99V98H153ZM159 99V98H158ZM160 99H162V98H160ZM182 99H185V98H182ZM127 100V99H126ZM189 100H190V98H189ZM243 100V101H242ZM264 100V99H263ZM262 100V101H263ZM148 102H149V100H147ZM91 102V101H90ZM121 102V101H120ZM134 102V101H133ZM158 102V101H157ZM115 103V102H114ZM154 103H155V101H154ZM185 103H187L186 101H185ZM189 103V102H188ZM187 103V104H188ZM192 103H190V106H191V104ZM199 103V104H200ZM90 104V103H89ZM95 104V103H94ZM97 104V103H96ZM137 104H140L139 106L137 105ZM136 105L138 106V109H137V113L135 114H131L130 113V111L129 112H127L125 115H124V117H123V119L125 120V118L127 119V121H128V119H129V117L131 118H135V119H138V120H141V121H145V118L143 117L144 115H140V113H141V111H145V108H147V107H145L146 105L148 106L149 104H145V102H142V100H141V103H137ZM145 104V105H144ZM150 104H153V103H150ZM182 104V103H181ZM20 105V104H19ZM154 106H155V104H153ZM158 105V104H157ZM205 105V104H204ZM217 105V106H216ZM21 106V105H20ZM153 106V107H154ZM184 106V105H183ZM192 106H194V105H192ZM191 106V107H192ZM33 107H37L36 106V104H33ZM97 107V106H96ZM141 107H143V108H141ZM149 107V106H148ZM177 107H180V104L177 106ZM181 107H182V105H181ZM188 105L187 106H184V109L183 108H181V109H183V110H181V115L179 116V114L178 115H176V116H174V118L176 119V117H177V119H179V118H185V117H188L187 115L188 114H191L192 112L190 111V109L189 110H187L188 108ZM77 108V107H76ZM158 108H159V106H158ZM192 108H194V107H192ZM95 109V108H94ZM178 109H180V108H178ZM135 110H136V107H135ZM155 110V109H154ZM161 110V109H160ZM209 110V109H208ZM207 110V111H208ZM85 111V110H84ZM132 111V110H131ZM178 111V110H177ZM193 111V115H189V116H191L190 118H186L187 120L188 119H192L193 117L192 116H194L195 118L192 120V121H194L195 119H198V120H200V123L201 124H199L200 126H198L199 128H197V125L196 124H193V127H195L196 129H192L193 131L194 130H197L198 129V131H199V133H203V131L202 130H204V128H207V127H205V125L207 124V121H210L209 120V118L210 117H212L213 115H211V113H206L207 111L205 110V112L203 111V110H201V108L199 109V108H194V110H192ZM41 112V111H40ZM46 112V111H45ZM64 112V111H63ZM166 112V111H165ZM169 112V111H168ZM175 112V111H174ZM55 113V112H54ZM146 113H148V112H146ZM170 113V112H169ZM172 113V112H171ZM178 113V112H177ZM219 113V114H220ZM166 114V113H165ZM215 114V113H214ZM82 115V114H81ZM121 115V114H120ZM134 115H136V117L134 116ZM172 116H173V114H171ZM121 116H123V115H121ZM143 118H142V117ZM163 116V115H162ZM169 115H167L166 116V118L164 119V120H162L161 119V121H160V125H156V126H154V129L152 130V132H150L149 134V136L147 137V139H145V140H142V138L140 139V140H138L139 142H143L142 143V145L143 144H145L147 147H148V149H150L154 154H156L161 160H162V163L164 164H162V165H159V166H157L156 164L155 165H153V164H151V162H149L148 164H147V161L146 162H144V157H150V155H149V153H144V154H142L140 157H138V156H136V157H133V154H130V155H128V158H124V155H119L120 154V152H119V154L118 155H115L114 153L111 155V154H109L108 155V158H105V159H101V157L100 156H96V157H93V155H92V153H93V151L94 150H100V152H103V151H105V149L107 148V146H108V143L106 142L107 140H106V138H104V137H101V138H97L96 139V141H89V140H87V141H85L84 139H85V137H82V139H79L80 141H78V139H77V141L75 142V144L76 145H78V146H72V147H67L68 148V150L66 149V147H64L65 148V150H63V148H61V146L60 145H57V146H53V145H48V146H39L38 148H36V150H35V159L37 158V159H41L42 161H43V163H48V167H45V170H42V172H43V174H44V171H50V169H51V167H53V166H55V164H56V162H59L60 160H61V165H59V166H57L56 168H55V170H56V172H60L61 173V175H66L67 177H66V179H67V182L68 183H74V182H72V181H75L78 177L80 178V176H78V175H84L85 177H87V179L89 180V182L91 183V185L92 186H100L101 187V189H99L98 188V190L95 188V189H93V190H95V191H92L91 192V195H89L90 197H96V198H98V199H102L103 200V203L104 204H110L111 203V198L115 195H118V194H123L122 193V191L121 190H123L124 189V187L125 186H130L129 185V183H130V181H132L133 179H134V176H135V178H136V182H138L139 183V185L138 186H141L142 184H143V182H147V181H149V178L150 177H156V175L158 174V170L160 171V169H164V170H166V171H174V170H179V172L181 173V171L183 170L184 171V169H186V168H184L183 167V165L185 164V161H186V152L188 151V149L191 147V145L189 144V143H187V140H186V135L185 136H183L182 134H181V132H180V130H181V124H180V121H181V119H179V120H174L173 118H170V117H168ZM179 116V117H178ZM219 116V115H218ZM138 117H140V118H138ZM157 117V116H156ZM158 117H159V115H158ZM4 118V117H3ZM56 118V117H55ZM113 118V116L112 117H108V119H107V117H105V119H103L104 120V123H105V125H110V122L108 121V120H110L111 121V119ZM120 118V117H119ZM133 118V119H134ZM149 119H151V118H149ZM160 119V118H159ZM158 119V120H159ZM58 120V119H57ZM116 120H118V118H116L115 117V119L113 120V121H116ZM173 120V121H172ZM223 120H222V122H223ZM248 120V119H247ZM78 121V120H77ZM108 121V122H107ZM113 121H111V122H113ZM154 121V120H153ZM186 121V120H185ZM192 121H190V122H192ZM221 121V120H220ZM244 121V120H243ZM22 122H25L24 121V119H20L19 120V123H22ZM129 122V121H128ZM182 122V121H181ZM184 122V121H183ZM187 122V121H186ZM188 122H189V120H188ZM80 123V121H78V124ZM194 123H196V121H194ZM243 123V122H242ZM131 124V123H130ZM136 124H139V123H136ZM218 124V123H217ZM17 125V124H16ZM90 125V124H89ZM143 125V124H142ZM188 125V124H187ZM229 125V124H228ZM254 124H252V127H254L253 126ZM24 126H26V123H24ZM81 126V125H80ZM91 126V125H90ZM101 126V125H100ZM126 126V125H125ZM132 126H134L133 124H132ZM183 126H186V124L185 125H182V127ZM216 126V125H215ZM247 126V125H246ZM115 127V126H114ZM117 127V126H116ZM115 127V128H116ZM120 127V126H119ZM135 127V126H134ZM132 128V129H135V128ZM142 127V126H141ZM140 127V128H141ZM237 127V126H236ZM69 128V127H68ZM77 128V127H76ZM107 128V127H106ZM113 128V127H112ZM111 128V129H112ZM130 128V127H129ZM143 128V127H142ZM184 128V127H183ZM182 128V129H183ZM209 128V127H208ZM211 128V127H210ZM212 128H214V127H212ZM222 128H224V127H222ZM226 128V127H225ZM249 128V127H248ZM30 129V128H29ZM81 129V128H80ZM131 129V130H132ZM144 129H145V127H144ZM188 129H189V127H188ZM187 129V130H188ZM220 129V128H219ZM234 129V128H233ZM237 129V128H236ZM251 129V128H250ZM14 130L15 131H17V130H19V129H15L14 128ZM107 130V129H106ZM129 130V129H128ZM147 130V129H146ZM210 130V129H209ZM215 130V129H214ZM225 130V129H224ZM242 130V129H241ZM110 131V130H109ZM117 131V130H116ZM134 131V130H133ZM132 131V132H133ZM135 131H136V129H135ZM142 131V130H141ZM140 131V132H141ZM183 132H185L184 131V129L182 130ZM193 131H190V132H193ZM219 131V130H218ZM232 131V130H231ZM27 132H29V130L27 131ZM127 132V131H126ZM139 132V133H140ZM148 132V131H147ZM221 132V131H220ZM224 132V131H223ZM241 132V131H240ZM252 132H253V130H252ZM99 133V132H98ZM125 133V132H124ZM138 133V134H139ZM142 133H143V131H142ZM225 133V132H224ZM228 133V132H227ZM238 133V132H237ZM246 133V132H245ZM248 133V132H247ZM251 133V132H250ZM254 133V132H253ZM256 133V132H255ZM21 134H25L24 133V131L23 132H21ZM77 136H78V133H75ZM131 134V133H130ZM232 134V133H231ZM230 134V135H231ZM234 134V133H233ZM232 134V135H233ZM236 134V133H235ZM249 134V133H248ZM103 135V134H102ZM147 135V134H146ZM188 135V134H187ZM192 135V134H191ZM240 135V134H239ZM260 136H261V134H259ZM131 136V135H130ZM138 136V135H137ZM141 136H144L143 134L141 135ZM193 136V135H192ZM227 136V135H226ZM257 136V135H256ZM234 137V136H233ZM70 138V137H69ZM126 138V137H125ZM127 138H128V136H127ZM135 138V137H134ZM138 138H140V137H138ZM194 138H196V136L194 137ZM193 138V139H194ZM206 138V137H205ZM225 138H227V137H225ZM225 138H223V139H225ZM229 138V137H228ZM231 138V137H230ZM237 138V137H236ZM72 139H73V137H72ZM191 139V138H190ZM218 139H220V138H218ZM223 139H221L220 141H219V143L217 144V150H216V152H215V154H217V155H221L220 156V158H219V160H225V159H227V158H229V157H231V159H232V157H235V156H237L238 154H242L243 153V151H244V148H243V146L244 147H247L246 145V143H245V141L243 142H239V140H238V142H237V140H235V141H231L230 139H228V140H223ZM233 139H235V138H233ZM232 139V140H233ZM245 139V138H244ZM259 139V138H258ZM261 139V138H260ZM131 140V139H130ZM136 140H137V138H136ZM142 140V141H141ZM201 140V139H200ZM35 141V140H34ZM132 141H134V140H131V143H132ZM191 141H195V140H191ZM212 141V140H211ZM214 141V140H213ZM216 141V140H215ZM252 141V140H251ZM113 142V141H112ZM130 142V141H129ZM190 142V141H189ZM247 142V141H246ZM254 142V141H253ZM118 143V142H117ZM130 143V144H131ZM138 143V142H137ZM204 143V142H203ZM192 144V143H191ZM251 144V143H250ZM132 145H133V143H132ZM135 145H138V144H135ZM139 145H140V143H139ZM203 145V144H202ZM205 145V144H204ZM203 145V146H204ZM252 145H253V143H252ZM141 146V145H140ZM146 146H144V147H146ZM193 146H195L194 144H193ZM250 146V145H249ZM248 146V147H249ZM133 147V146H132ZM197 147V146H196ZM214 147H215V144H214ZM247 147V148H248ZM70 148V149H69ZM201 149L203 148V147H200ZM212 148V147H211ZM211 148H210V146H209V148H206V149H204L203 148V152H201V150H200V154H198V158H196L195 156H194V159H193V163L194 164H196L197 163V161L199 160H201L202 162V164H204L205 165V167H206V170H205V172H208V174H210L211 173V171H213L214 169H216L215 167H212V168H210V166L211 165H213V160L212 161H210V159H209V157L207 156V155H209V151L211 150ZM253 148V147H252ZM254 148H255V146H254ZM254 148H253V150H254ZM135 149V148H134ZM215 149V148H214ZM251 149V148H250ZM67 150V151H66ZM89 150V151H88ZM128 150V149H127ZM192 150V149H191ZM196 150V149H195ZM253 150H251V152L253 151ZM255 150H257V149H255ZM260 151H253L251 154H253V156L256 158V160H257V165L258 164H261V166H262V163H264V151L263 152H261V149H259ZM86 151V152H85ZM140 151V150H139ZM245 151H246V149H245ZM87 152H89V154H87ZM138 152V151H137ZM141 152V151H140ZM147 152V151H146ZM197 152V151H196ZM195 152V153H196ZM199 152V151H198ZM247 152H248V149H247ZM247 152H245V153H247ZM195 153H193V154H195ZM151 155H153V154H151ZM239 156H245V155H239ZM247 156V158H249V159H251L250 157L252 156H250V157H248V154L246 155ZM107 157V156H106ZM141 157H143L142 158V160H140V162H139V159L141 158ZM147 158V159H148ZM152 158H153V156H152ZM189 158V157H188ZM211 158V157H210ZM242 158V157H241ZM126 159H127V161H129V162H131V163H128V164H124V162L123 161H126ZM234 159V158H233ZM237 159V158H236ZM236 159H234V160H236ZM245 158H243V160H244ZM33 160V159H32ZM192 160V159H191ZM218 160V159H217ZM218 160V162H220ZM248 160V159H247ZM253 160V159H252ZM37 161V160H36ZM141 161H143V162H141ZM154 161V160H153ZM254 161H255V159H254ZM223 162H225V161H223ZM235 162V161H234ZM239 162V161H238ZM244 162H247L246 160L244 161ZM244 162L242 163V164H244ZM27 163V162H26ZM106 163V164H105ZM157 163V162H156ZM231 163H233V162H231ZM248 163V162H247ZM251 163H253V162H251ZM35 164V163H34ZM190 164V163H189ZM201 164V165H202ZM223 163H221V165H222ZM234 164V163H233ZM238 164V163H237ZM254 164H255V162H254ZM221 165H220V167H221ZM231 165V164H230ZM235 165V164H234ZM246 165H249V164H246ZM43 166H45V165H43ZM195 166V165H194ZM200 166V165H199ZM225 166V165H224ZM233 166V165H232ZM241 166V165H240ZM245 166V165H244ZM243 166V167H244ZM251 166V165H250ZM250 166H249V168H250ZM254 166V165H253ZM253 166H251V167H253ZM42 167V166H41ZM172 167H173V169H172ZM219 167V168H220ZM236 167V166H235ZM258 166H256V168H257ZM118 168H120V169H122V170H125V175L124 176H122V178H121V176H120V173H118L119 172V170H118V172H117V170L116 169H118ZM197 168L198 167H195V172H198V170H197ZM228 168V167H227ZM229 168L232 170L233 168H231L230 166H229ZM239 168V167H238ZM237 168V169H238ZM241 168V167H240ZM261 168V167H260ZM109 169V171H107ZM201 169V168H200ZM207 169H209V170H207ZM236 169V168H235ZM235 169H233L234 171H235ZM236 169V170H237ZM254 169V168H253ZM262 169L263 168H261V171H262ZM127 170V171H126ZM188 170V169H187ZM203 170V169H202ZM217 170V169H216ZM226 170V169H225ZM258 170V169H257ZM257 170H255V171H257ZM129 171H134L135 173L134 174H132L131 173V175H129ZM162 171V170H161ZM166 171H164L165 173H167ZM193 171V170H192ZM259 171V170H258ZM261 171H259V172H261ZM218 172V171H217ZM222 172V171H221ZM238 172H240V171H237V173ZM247 172V171H246ZM249 172V171H248ZM248 172L246 173V174H248ZM16 173H17V175H16ZM161 173V172H160ZM180 173H178V174H180ZM185 173V172H184ZM199 173V172H198ZM201 173V172H200ZM225 173V172H224ZM228 173V172H227ZM230 173H231V171H230ZM13 174H15L16 176H19V178H21V180L23 181V185L24 186H28V183L27 182H31L30 183V185H31V189H32V192L31 191H29L28 192V190L27 191H23L24 190V188H22L21 189V191H22V193H19V195H18V197L17 198H19V199H22V198H24V197H26L27 199L29 198V199H31L32 197H33V195L36 193V194H38L42 199H44L43 201L44 202H46L48 199L50 200H52V202L54 203V205H57V211H59V209H61L62 210V208H61V204H59L60 202L59 201H61L60 199V197H59V192H57L56 190H54V185L53 184H51V183H47V180L46 181H39L38 180V177H37V174H36V172L35 171H31V170H29V169H25V170H23V172H18L17 170H13V169H10V168H7L6 166H4V165H1L0 166V177H6V175H8V176H13ZM168 174V173H167ZM177 174V173H176ZM208 174H204L203 173V175H201V177H199V178H197V180L196 179H194L195 181H193V183H194V187L196 186L197 187V189L199 190V191H201V193H199V194H201L203 197H205V199H207V200H210V198H209V196H206V195H209V193L207 192V186L208 185H211V183H213V182H211V180H210V178H209V176H207ZM229 174V173H228ZM245 174V175H246ZM255 174H257V173H255ZM254 174V175H255ZM261 174V176H262V173H260ZM163 175V174H162ZM194 175V174H193ZM220 175H222V174H220ZM243 175L244 174H242V176H237L238 178L235 180V178H234V180L236 181L235 183H234V185L236 184H239L241 187L242 186H252V181H254L255 180V178L251 181V177H250V179L247 177V176H245L246 177V179L247 180H245L244 179V177H243ZM264 175V174H263ZM172 176V175H171ZM174 176V175H173ZM172 176V177H173ZM183 176V175H182ZM187 176V175H186ZM235 176V175H234ZM249 176V175H248ZM257 176H260L259 174L257 175ZM162 177V176H161ZM175 177H176V175H175ZM214 177V176H213ZM220 177V176H219ZM243 177V178H242ZM254 177V176H253ZM264 177V176H263ZM262 177V178H263ZM164 178V177H163ZM182 178V177H181ZM218 178V177H217ZM260 179H261V177H259ZM174 179V178H173ZM173 179H171L170 178V180L168 181V183H167V186H171V184L173 185V186H175V184H173L174 183V181H173ZM216 179V178H215ZM215 179H214V181H215ZM260 179H259V181H260ZM150 180H151V178H150ZM154 181H155V179H153ZM157 180V179H156ZM172 180V181H171ZM234 180H233V182H234ZM257 180H258V178H257ZM176 181V180H175ZM246 181V183H244ZM256 181V180H255ZM150 182V181H149ZM171 182H173V183H171ZM258 182V181H257ZM86 183V182H85ZM152 183V182H151ZM176 183V182H175ZM135 184V183H134ZM133 184V185H134ZM165 184V183H164ZM233 183H231V185H232ZM245 184V185H244ZM254 184H255V182H254ZM264 184V183H263ZM1 185V184H0ZM75 189H74V193H78L79 191L82 193L83 191H84V189H82L78 184H71ZM133 185H132V188L131 189H133ZM166 185V184H165ZM181 185V184H180ZM216 185H218V183H216ZM258 185V184H257ZM256 185V186H257ZM261 185H262V180H261ZM2 186V185H1ZM6 186V185H5ZM160 186V185H159ZM188 186H193L192 184H188ZM233 186V185H232ZM263 186V185H262ZM2 187H4V185L2 186ZM29 187V186H28ZM57 187V186H56ZM144 187V186H143ZM152 187V186H151ZM158 187V186H157ZM186 188H188L187 186H185ZM252 187H255L254 185L252 186ZM155 188V187H154ZM78 189H79V191H78ZM138 189H141V188H138ZM153 189V188H152ZM156 189V188H155ZM154 189V190H155ZM233 189V188H232ZM250 189V188H249ZM252 189V188H251ZM71 190V189H70ZM159 190V189H158ZM181 190V189H180ZM230 190V189H229ZM253 190V189H252ZM257 190V189H256ZM255 190V191H256ZM261 190V189H260ZM263 190H264V188H263ZM262 190V191H263ZM152 191V190H151ZM150 191V192H151ZM184 191V190H183ZM69 192V191H68ZM72 192V191H71ZM198 192V191H197ZM225 192H227V191H225ZM243 192V191H242ZM251 192V191H250ZM54 195H53V194ZM235 193V192H234ZM238 193H239V191H238ZM257 193V192H256ZM146 194V193H145ZM198 194V195H199ZM229 194V196H232V197H234L235 196V194L234 195H232L233 194V192H232V190L228 193ZM241 194V193H240ZM246 194V193H245ZM85 195V194H84ZM88 195V194H87ZM134 195V194H133ZM143 195V194H142ZM147 195V194H146ZM155 198H160V197H163L164 198V204H163V206H162V208H164V217H162V218H165V221L163 222L164 224H163V226H162V232H160V235L159 236H161V238L162 239H165L166 238V240L165 241H167V243H168V241H170L169 243H170V245H171V247H172V250H173V252L175 253V254H173L172 256L174 257V262H176L177 264H251V262L249 263V262H247L248 260L250 261V259L251 260H253L252 258H250V259H248V258H246V260H243L242 259V257H245V256H247L246 255V253H247V251L245 252V250H241L242 248V246L240 247V248H236V247H232V246H230L229 244L227 245V242H226V239H224L223 240V237H220V238H218L217 239V242H214L215 243V245L214 246H211L210 248H209V244L208 243H203V242H200L199 243V241L197 240V238H196V240H195V237L192 239L191 237L189 238L188 236H186L185 234H183V233H179V229L177 228V226H176V224H175V219H172V218H177L178 216H179V214H178V212H177V210H178V206H177V204H176V201H174V202H172V203H169V201H171V199L172 200H174L173 199V197H177L178 195L176 194V192L174 191H172L171 189H165V190H163L162 192H161V194H158V192H156V193H153L152 194ZM244 195V194H243ZM138 196V195H137ZM145 196V195H144ZM217 196V195H216ZM228 196V197H229ZM239 196V195H238ZM242 196V195H241ZM250 196V195H249ZM35 197V196H34ZM79 197H81V195H79ZM166 197H170V198H168L169 200H168V202H166L165 203V199H166ZM201 197V196H200ZM258 197V196H257ZM59 198V199H58ZM143 198V197H142ZM202 198V197H201ZM219 198H221V196L219 197ZM245 198V197H244ZM262 198H263V195H262ZM26 199V200H27ZM90 199L91 198H89V199H83V200H81L82 202H81V204H83L84 206H87L88 204H89V202H90ZM119 199H120V197H119ZM213 199V198H212ZM239 199H240V197H239ZM243 199V198H242ZM251 199V198H250ZM258 199H259V197H258ZM260 199H261V197H260ZM24 200V199H23ZM116 200V199H115ZM186 200H188L189 201V203H193L194 205H196L195 207H193V208H197L198 206L199 207H201V204H202V202L201 201H199V197L198 196H195V195H193V194H190V195H188L187 196V198H186ZM202 200H204L203 198H202ZM223 200V199H222ZM262 200V199H261ZM41 202V204H40V206H41V208H39V210L37 209V210H35V211H37V212H39L40 213V218H39V221H41V223L42 224H44L45 225V227H47V228H50L51 226H53L54 225V227L55 228H61V227H64V229H66L67 228V226H58V225H56V224H54L53 223V219L51 218V217H49L48 215L49 214H54L55 213V210L56 209H51L47 204H45L44 202ZM80 201V200H79ZM185 201V200H184ZM219 201H220V199H219ZM260 201V200H259ZM24 202V201H23ZM98 202V201H97ZM102 202V201H101ZM226 202V201H225ZM231 202H232V199H231ZM239 201H235V200H233V205H234V207H238V205H239V203H238ZM242 202V201H241ZM188 203V202H187ZM243 203V202H242ZM63 204V203H62ZM182 204H183V202H182ZM219 205H220V203H218ZM251 204V203H250ZM38 205V204H37ZM184 205V204H183ZM185 205H187V204H185ZM184 205V206H185ZM232 205V204H231ZM232 205V206H233ZM264 205V204H263ZM51 206V205H50ZM82 206V205H81ZM188 206V205H187ZM207 206V205H206ZM222 206V205H221ZM224 206V205H223ZM222 206V207H223ZM252 206V205H251ZM89 207V206H88ZM122 207V206H121ZM191 207V206H190ZM216 207V206H215ZM255 207V206H254ZM27 208V207H26ZM239 208H241V207H239ZM248 208H250L249 206H248ZM264 208V207H263ZM82 209V208H81ZM85 209V208H84ZM217 209H218V207H217ZM223 209V208H222ZM227 209V208H226ZM232 209H233V207H232ZM242 209V208H241ZM244 209V208H243ZM191 210H192V208H191ZM196 210H198V208L196 209ZM219 210V209H218ZM236 210V209H235ZM239 210V209H238ZM66 211V210H65ZM189 211H190V209H189ZM232 211V210H231ZM249 211H250V209H249ZM248 211V212H249ZM114 212V217H116V216H118V215H121L120 214V212L117 210V207L114 205V204H110V207H109V209L106 211L105 210V212L104 213H113ZM184 212V211H183ZM191 212H193V211H191ZM191 212H189V213H191ZM227 212V211H226ZM234 212V211H233ZM237 213H238V211H236ZM240 212V211H239ZM94 212H92V214H93ZM142 213H143V217L142 218H139V222H140V224H148L149 226H150V223H152V221L153 220H150L152 217H154V216H151L152 215V211H150V209H146V210H143L142 211ZM181 213V212H180ZM186 213H188L187 211H186ZM188 213V214H189ZM195 213V212H194ZM199 213H200V211H199ZM251 213H253V211H252V209H251ZM257 213V212H256ZM256 213H254V215L256 214ZM258 213H259V215H260V213H261V209L259 208L258 209ZM68 214V213H67ZM99 214H102V213H99ZM197 214V213H196ZM225 214V213H224ZM231 214V213H230ZM234 214V213H233ZM262 214V213H261ZM161 215V214H160ZM201 215V214H200ZM199 215V216H200ZM217 215V214H216ZM222 215H223V213H222ZM221 215V216H222ZM227 215V214H226ZM249 215V214H248ZM251 215V214H250ZM253 214H252V217L254 216ZM256 215H258V214H256ZM137 216V215H136ZM162 216V215H161ZM160 216V217H161ZM184 216V215H183ZM191 216L193 217V215H192V213H191ZM262 216V215H261ZM264 216V215H263ZM181 217V216H180ZM250 217V216H249ZM259 217V219L260 220H263L262 218H260V216H258ZM134 218V217H133ZM183 218V217H182ZM188 218V217H187ZM194 218V217H193ZM196 218V217H195ZM201 218V217H200ZM228 218V217H227ZM227 218H226V220H227ZM255 218V217H254ZM156 219V217H154V220ZM172 219V220H171ZM185 219V218H184ZM189 219V218H188ZM222 219V218H221ZM13 220V219H12ZM124 220V219H123ZM126 220V219H125ZM133 220V219H132ZM202 220V219H201ZM200 220V221H201ZM218 220V219H217ZM225 220V221H226ZM255 220V219H254ZM148 221V222H147ZM156 221V220H155ZM154 221V222H155ZM161 221V219H158L157 221H156V223H159ZM189 221V223H188V225L190 226V224H191V229H190V233H192V231L194 230V232L196 231L197 233H198V230H199V225L198 224H196V221L194 222L192 219H191V217H190V219L188 220ZM199 221V222H200ZM213 221V220H212ZM215 221V220H214ZM138 222V223H139ZM180 222V221H179ZM182 222H184L183 220H182ZM203 222V221H202ZM216 222V221H215ZM215 222L213 223V224H215ZM218 222V221H217ZM216 222V223H217ZM220 222V221H219ZM260 222V221H259ZM263 222V221H262ZM89 223V222H88ZM205 223V222H204ZM212 223V222H211ZM211 223H210V225H211ZM261 223V222H260ZM119 224V223H118ZM145 224V225H146ZM209 224V223H208ZM117 225V224H116ZM121 225V224H120ZM152 225V224H151ZM186 225V224H185ZM188 225H186V226H188ZM86 226V225H85ZM104 226V225H103ZM112 226V225H111ZM126 226H127V224H126ZM141 226V225H140ZM182 226H183V223H182ZM181 226V227H182ZM218 226V225H217ZM263 226V225H262ZM73 227H75L74 225H73ZM130 227H133V226H130ZM155 227H157L156 225H155ZM185 227V226H184ZM219 227V226H218ZM223 227V226H222ZM264 227V226H263ZM127 228V227H126ZM143 228V227H142ZM187 228V227H186ZM185 228V229H186ZM188 228H190V227H188ZM198 228V230H195V229H197ZM262 228V227H261ZM6 229V228H5ZM157 228H155V230H156ZM182 229H184L183 227H182ZM181 229V230H182ZM184 229V230H185ZM224 229V228H223ZM127 230V229H126ZM202 230V229H201ZM226 230V229H225ZM104 231H106V232H101V231H99V232H95V233H92L91 235H93V236H95V237H97V239H103V240H114L113 242H115V241H117L118 242V244L121 246V247H123V248H126V250H129V249H131L132 250V237L130 236V237H127V235H125V234H123V233H120V234H112L111 232V229H110V231H107V229H105ZM128 231V230H127ZM129 231H131V230H129ZM135 231V230H134ZM133 231V232H134ZM215 231V230H214ZM224 231V230H223ZM94 232V231H93ZM126 232V231H125ZM146 232H148V231H146ZM182 232V231H181ZM186 232H187V229H186ZM200 232V231H199ZM202 232H204V230L202 231ZM202 232L201 233H199L200 235H202ZM225 232V231H224ZM261 232V231H260ZM264 232V231H263ZM15 233V232H14ZM137 233V232H136ZM196 233V234H197ZM206 233V232H205ZM221 233H223V232H221ZM193 234V233H192ZM212 234V233H211ZM211 234H209V235H211ZM219 234V233H218ZM8 235V234H7ZM142 235V234H141ZM155 235V234H154ZM188 235H189V233H188ZM191 235V234H190ZM194 235V234H193ZM213 235H215V234H213ZM227 236H231V235H229V234H226ZM260 235V234H259ZM259 235H257V236H259ZM262 235V234H261ZM2 236V235H1ZM11 236V235H10ZM100 236H102V237H100ZM147 236V235H146ZM192 236V235H191ZM264 236V235H263ZM263 236H262V238H263ZM121 237H123V239H121ZM149 237H151V235L149 236ZM155 237H157V235L155 236ZM207 237V236H206ZM216 237V236H215ZM218 237H219V235H218ZM256 237V236H255ZM8 238V237H7ZM140 238V237H139ZM146 238V237H145ZM152 238V237H151ZM150 238V239H151ZM158 238V237H157ZM200 238V237H199ZM198 238V239H199ZM202 238V237H201ZM207 238H210V239H212V237L211 236H208ZM225 238H227V237H225ZM229 238V237H228ZM233 238V237H232ZM260 238V237H259ZM143 239V238H142ZM141 239V240H142ZM202 239H204V238H202ZM206 239V238H205ZM215 239V238H214ZM258 239V238H257ZM135 240H136V238H135ZM144 240V239H143ZM161 240V239H160ZM228 240V239H227ZM231 240V239H230ZM2 241V240H1ZM201 241H203V240H201ZM232 241V240H231ZM255 241V240H254ZM12 242V241H11ZM101 242V241H100ZM146 242V241H145ZM162 242V241H161ZM205 242V241H204ZM208 242V241H207ZM229 242V241H228ZM76 243V242H75ZM97 243H99V242H97ZM143 243H144V241H143ZM143 243H142V245H143ZM212 243V242H211ZM210 243V244H211ZM216 243H217V246H216ZM232 243V242H231ZM235 243V242H234ZM233 243V244H234ZM250 243H252V242H250ZM249 243V244H250ZM264 243V242H263ZM6 244H7V242H6ZM55 244H57L58 246H62V243L61 242H56ZM105 244V243H104ZM135 244V243H134ZM147 244V243H146ZM236 244V243H235ZM248 244V243H247ZM254 244V243H253ZM258 245H259V242L257 243ZM56 245V246H57ZM100 245V244H99ZM149 245H151V243L149 244ZM153 245H155V244H153ZM255 245H256V242H255ZM260 245H261V243H260ZM58 246H57V248H58ZM96 246V245H95ZM115 245H113V247H114ZM136 245H133V247H135ZM139 246V245H138ZM1 247V246H0ZM68 247V246H67ZM100 247V246H99ZM98 247V248H99ZM115 247H118V246H115ZM154 247V246H153ZM158 247V246H157ZM156 247V248H157ZM246 247V246H245ZM244 247V248H245ZM253 247V246H252ZM255 247V246H254ZM94 248V247H93ZM119 248V247H118ZM151 248V247H150ZM167 248V247H166ZM169 248V247H168ZM61 249V248H60ZM152 249V248H151ZM154 249V248H153ZM152 249V250H153ZM93 250V249H92ZM138 250H140L139 248H138ZM151 250V251H152ZM156 250V249H155ZM171 250V249H170ZM262 247L261 246H256V248H255V254H259V258L257 257V259H260V257L261 256H263L262 254H261V256H260V253H262ZM33 251V250H32ZM125 251V250H124ZM123 251V252H124ZM143 251H144V249H143ZM156 251H158V250H156ZM168 251V250H167ZM241 252V254H239L240 252ZM243 251V252H242ZM92 252H94V250L92 251ZM121 252V251H120ZM37 253V252H36ZM39 253H42V254H44V253H48V251L47 250H44L43 248H41L40 250H39ZM98 253V252H97ZM117 253H119V252H117ZM133 253V252H132ZM152 253V252H151ZM171 253V252H170ZM253 253V255H254V252H251V254ZM26 254V253H25ZM82 254V253H81ZM99 254V253H98ZM112 254V253H111ZM111 254H109V255H111ZM116 254V253H115ZM122 254V253H121ZM131 254V253H130ZM133 254H136V253H133ZM137 254H138V252H137ZM168 254V253H167ZM198 254H202V256L203 255H207L206 257L208 258V260H202V257H201V255H198ZM249 254V253H248ZM108 255V256H109ZM166 255V254H165ZM164 255V256H165ZM169 255V254H168ZM168 255H166V256H168ZM81 257H77L76 256V258L75 259H77L78 261H80V262H82V263H85V264H123V263H125V259H126V255L125 256H123V255H116V257L114 256V258H108L107 260H105V261H103V260H96V259H94V258H91L90 257V259L89 260H85V258H83L84 257V255L82 254V255H80ZM133 256V255H132ZM145 256V255H144ZM151 256H153V259H159L158 260V263H159V261L161 260V263H162V261H164V260H166V258L163 256V252L161 251V252H156L154 255H150V257ZM61 257H63V256H61ZM147 257V256H146ZM169 257V256H168ZM203 257H205V256H203ZM97 258H99V257H97ZM125 258V259H124ZM255 258V257H254ZM101 259V258H100ZM168 259V258H167ZM172 259V258H171ZM262 259V258H261ZM83 260H84V262H83ZM146 260V259H145ZM255 260V259H254ZM263 260V259H262ZM51 261L52 260H50L49 261V263H51ZM129 261V260H128ZM167 261V260H166ZM165 261V262H166ZM169 261V263H172V261L169 259L168 260ZM167 261V262H168ZM261 261V260H260ZM48 262V261H47ZM64 262V259H63V261L61 262V263H59V264H74L75 262H65V263H63ZM126 262H127V260H126ZM154 262V261H153ZM81 263V264H82ZM129 263V262H128ZM146 263V262H145ZM155 263V262H154ZM156 263H157V261H156ZM21 264V263H20ZM163 264V263H162ZM167 264V263H166ZM255 264H258V263H255ZM261 264V263H260Z\"/></svg>",
  "mask_w": 264,
  "mask_h": 264
}]
</instances>
